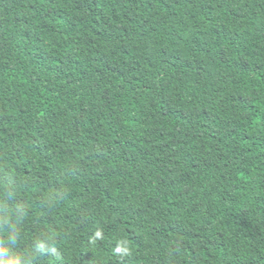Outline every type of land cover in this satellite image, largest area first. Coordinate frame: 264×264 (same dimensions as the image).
I'll return each mask as SVG.
<instances>
[{
	"label": "trees",
	"instance_id": "16d2710c",
	"mask_svg": "<svg viewBox=\"0 0 264 264\" xmlns=\"http://www.w3.org/2000/svg\"><path fill=\"white\" fill-rule=\"evenodd\" d=\"M0 253L264 264V0H0Z\"/></svg>",
	"mask_w": 264,
	"mask_h": 264
},
{
	"label": "clouds",
	"instance_id": "9594fccd",
	"mask_svg": "<svg viewBox=\"0 0 264 264\" xmlns=\"http://www.w3.org/2000/svg\"><path fill=\"white\" fill-rule=\"evenodd\" d=\"M96 235L98 237L99 233H97ZM38 246L39 248L45 247V241L44 240L38 241ZM117 251H119V249H117ZM0 264H23V262L18 256H9L5 253H0Z\"/></svg>",
	"mask_w": 264,
	"mask_h": 264
}]
</instances>
